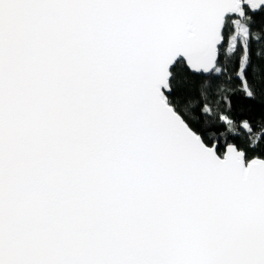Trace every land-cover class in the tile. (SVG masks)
Segmentation results:
<instances>
[{
	"label": "snow or ice",
	"instance_id": "6c2138e0",
	"mask_svg": "<svg viewBox=\"0 0 264 264\" xmlns=\"http://www.w3.org/2000/svg\"><path fill=\"white\" fill-rule=\"evenodd\" d=\"M0 264H264V0H0Z\"/></svg>",
	"mask_w": 264,
	"mask_h": 264
}]
</instances>
